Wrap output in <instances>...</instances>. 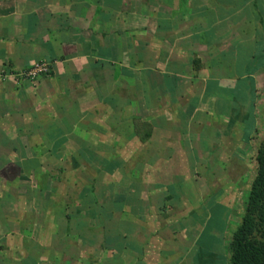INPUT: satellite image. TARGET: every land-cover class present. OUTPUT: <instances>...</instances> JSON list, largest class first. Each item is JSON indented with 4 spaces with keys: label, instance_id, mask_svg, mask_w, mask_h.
<instances>
[{
    "label": "crops",
    "instance_id": "obj_1",
    "mask_svg": "<svg viewBox=\"0 0 264 264\" xmlns=\"http://www.w3.org/2000/svg\"><path fill=\"white\" fill-rule=\"evenodd\" d=\"M263 117L264 0H0V264H228L231 169L182 207L149 170L229 168Z\"/></svg>",
    "mask_w": 264,
    "mask_h": 264
},
{
    "label": "rangeland",
    "instance_id": "obj_2",
    "mask_svg": "<svg viewBox=\"0 0 264 264\" xmlns=\"http://www.w3.org/2000/svg\"><path fill=\"white\" fill-rule=\"evenodd\" d=\"M262 128H263V126H262V120H261V123H259V126H258L257 136H262L261 135V129ZM255 142H256L255 139L251 138L250 147L253 144H255ZM240 152H242V151H239V149H235L234 153L236 155H238L236 160L234 161V163L235 162L236 163L233 164V162H231V164H230L231 167L227 168L230 162L229 163L225 162L226 164H224V165H219V164L215 163V164H212V165L209 164L208 166H203V165H200V164H192L191 165V164H187L186 163L185 166H184L181 163H178L177 158L174 159V157L171 156L172 153L171 154L169 153V155H167V152L164 151L163 154H162L163 157L160 156L161 157L160 159H163V163L164 164H160V165L154 164L152 167H150L151 168V170H149L150 177H151V175L152 176L155 175L154 181H161V182H165L166 181V182H169V183L170 182L174 183V185H176V187L178 189V193L181 194V202L178 204V206L182 207L183 202L187 204L186 199H188V198L186 196V193H190V191H188L189 186L192 187V188H195L197 190L198 189L201 190V189H204L205 184H207V187L209 188L210 192H213V190L217 187L215 182H213V181H211V182L207 181L206 182V180H205V182H204V181L199 180L203 176L202 169H204V167L206 168L207 172H209V173L210 172L211 173L218 172V174H224V173L228 172L229 169H231L229 174L231 176H233L234 178H236V179L238 178L239 179V183H237V184H242L243 185V187L239 190L238 197H237L238 199L236 200L241 205L240 206L235 205L237 208H233V213L231 214V218H232L233 221L229 222V228H228V230L231 233L232 230L234 229V227L236 226V224L238 223V220H239L240 216L243 213L244 204H245V201H246V198H247V194H248V190H249V185H250L251 179L254 176L255 170H256V164H255V162L253 160V150L251 149L250 151H248L246 157H243L244 153L242 152V154H241ZM215 153H217V150H213V154H215ZM123 156L124 155H122V157ZM145 156L150 157V156H152V153L151 154L150 153H146L145 151H143L142 148L141 149H135L132 152V154H130L127 157L128 159L126 158V161L133 160L134 162L139 163L140 161L143 162V161H146V160H150V158L146 159ZM241 156H242V159H241ZM173 161H175L177 163H174ZM213 161L215 162V160H213ZM131 165H132V163L126 164L123 167L124 168L123 170L126 171V169H129ZM217 169H218V171H215ZM139 171L140 170H138V172ZM140 172L142 173V171H140ZM155 173H157V174L159 173V175H161L162 177L156 175ZM172 174H176V176L180 175V181H177V178L175 179L172 176ZM208 178L209 177H205V179H208ZM178 182L180 183L179 185H177ZM151 195H153V197H151L152 199L157 197L154 193L151 194ZM172 215H175V213H173ZM133 231L136 232L137 236H140L141 230H139L137 228V229H134ZM142 231H143V229H142ZM133 237H135V236H133ZM125 242L126 241H124V243ZM124 258L125 257L123 256L120 259L118 264H122ZM216 262H219V261H216ZM213 264H214V262H213Z\"/></svg>",
    "mask_w": 264,
    "mask_h": 264
},
{
    "label": "trees",
    "instance_id": "obj_3",
    "mask_svg": "<svg viewBox=\"0 0 264 264\" xmlns=\"http://www.w3.org/2000/svg\"><path fill=\"white\" fill-rule=\"evenodd\" d=\"M262 126V136H257L258 129L252 135L256 141L251 146L256 170L249 185L243 213L224 249L228 264H264V117ZM146 136L148 133L143 134V138Z\"/></svg>",
    "mask_w": 264,
    "mask_h": 264
},
{
    "label": "built area",
    "instance_id": "obj_4",
    "mask_svg": "<svg viewBox=\"0 0 264 264\" xmlns=\"http://www.w3.org/2000/svg\"><path fill=\"white\" fill-rule=\"evenodd\" d=\"M39 70L45 71V66H34L26 72V75L33 77L38 73Z\"/></svg>",
    "mask_w": 264,
    "mask_h": 264
}]
</instances>
